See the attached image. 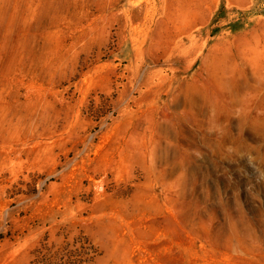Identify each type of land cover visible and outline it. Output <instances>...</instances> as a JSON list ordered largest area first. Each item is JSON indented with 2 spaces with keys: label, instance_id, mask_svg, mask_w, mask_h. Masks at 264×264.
Instances as JSON below:
<instances>
[{
  "label": "rangeland",
  "instance_id": "obj_1",
  "mask_svg": "<svg viewBox=\"0 0 264 264\" xmlns=\"http://www.w3.org/2000/svg\"><path fill=\"white\" fill-rule=\"evenodd\" d=\"M264 264V0H0V264Z\"/></svg>",
  "mask_w": 264,
  "mask_h": 264
},
{
  "label": "trees",
  "instance_id": "obj_2",
  "mask_svg": "<svg viewBox=\"0 0 264 264\" xmlns=\"http://www.w3.org/2000/svg\"><path fill=\"white\" fill-rule=\"evenodd\" d=\"M40 264H47L46 257L43 255V257L40 259Z\"/></svg>",
  "mask_w": 264,
  "mask_h": 264
}]
</instances>
